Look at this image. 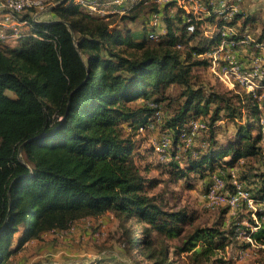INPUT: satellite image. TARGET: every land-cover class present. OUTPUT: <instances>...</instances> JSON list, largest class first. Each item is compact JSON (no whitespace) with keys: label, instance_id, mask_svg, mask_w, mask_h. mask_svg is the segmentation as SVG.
Instances as JSON below:
<instances>
[{"label":"trees","instance_id":"1","mask_svg":"<svg viewBox=\"0 0 264 264\" xmlns=\"http://www.w3.org/2000/svg\"><path fill=\"white\" fill-rule=\"evenodd\" d=\"M171 6L142 0L126 14L104 18L66 0L39 12L36 20L31 11L24 12L27 35L12 46L0 42V264L31 237L107 211L124 232V258L176 264L159 238L180 237L193 217L183 209H167L160 195L150 192L157 179L143 174L138 161L147 154L134 138L147 130L139 132L140 126H155L161 119L160 134L169 133L174 146L163 169L190 185V174L207 176L204 196L214 174H223L225 189H232L233 178L240 181L258 202L252 237L264 244V125L258 100L253 93L227 95L192 82L195 68L208 67L204 53L221 38L218 30L205 35L203 22L215 28L238 24L230 37L248 33L254 42L264 40V23L253 31L250 15L236 12L226 21L217 13L188 32L181 10L170 14ZM147 13H162L167 26L154 42L148 34L157 32L155 27L135 40L126 24ZM174 21L177 28L171 30ZM174 85L181 90L170 98ZM191 120L206 127L197 132H203L202 139L186 147L179 137ZM225 120L233 124L232 132L216 138L212 128ZM143 151L155 153L154 148ZM131 220L144 225L141 237L126 226ZM220 224L183 234L173 253L226 264L216 256L229 243Z\"/></svg>","mask_w":264,"mask_h":264},{"label":"rangeland","instance_id":"2","mask_svg":"<svg viewBox=\"0 0 264 264\" xmlns=\"http://www.w3.org/2000/svg\"><path fill=\"white\" fill-rule=\"evenodd\" d=\"M175 10V7H170L171 14ZM180 10L182 14V9ZM158 24H161L167 30L164 20ZM128 25L131 26L133 32L141 34L142 29L139 23L133 22ZM202 26H206L205 32L207 34H210L214 30L212 24H202ZM170 28L171 30L177 28V22H172ZM159 29H161L160 25L156 28V31H159ZM16 40L10 39L3 43L6 44L5 47L12 46ZM150 42L154 41L150 40ZM209 53H204L205 55L203 57L210 60ZM192 74L193 85L202 84L209 90H215L227 95L237 91L241 93L246 92L238 85L232 88L227 86L208 67L195 68ZM180 90L179 86L174 85L171 87L170 98L178 95ZM161 110L162 116H165V112L163 109ZM232 128L233 124L225 120L219 128H217L216 124L212 128V131L217 138L219 132H223V130L227 132L232 130ZM162 130L163 125L161 119L160 122L155 123L152 129H148L140 134L134 133V138L140 141L141 152L147 154L144 155V159L138 162L143 174L147 178L157 179V184L150 189V192L160 195L161 201L167 209H183L192 215V221L190 224L184 225L182 235L191 232L197 226H212L220 220L221 224L219 228L225 232L229 243L226 247L220 249L216 253V256H220L227 262L226 264H263L264 249H261L259 246H251L246 242L245 237V232L252 227L251 225L253 223L251 221H254L256 217L254 209L245 202H241L236 207H207L204 196V181L206 178L208 179L207 176L206 178H199L196 174H190L191 185L182 182L183 179L173 180L163 169V163L172 157V148L174 146L171 145L164 153V156H161V153H157L155 150L158 137ZM202 134L203 132L200 131L194 137V145L202 139ZM148 148H154L155 153H146V151H143ZM184 152L182 150L179 151L175 157H179ZM180 165L183 166V163L181 162ZM227 188L226 190H231L230 186ZM223 209L227 211L222 214ZM126 226L136 229L137 235L139 237L142 236L141 229L144 225H138L134 220H131ZM182 235L172 239L164 236H160L159 238L161 244H166L170 250V256L175 259L176 264H213L212 258H209L207 261L196 262L192 259L189 252L174 254V247L180 244ZM124 237V232L119 226V220L110 211H107L99 217L80 218L71 222L65 228L48 230L38 238L31 237L27 239L16 253L7 258L8 262L6 264H118L120 260H126L127 262H131L130 264H135L123 256L121 242ZM160 242H158V245ZM240 250L245 252L243 258L238 257ZM137 258H139L140 261L138 263L140 264L148 263L141 256H137Z\"/></svg>","mask_w":264,"mask_h":264},{"label":"built area","instance_id":"3","mask_svg":"<svg viewBox=\"0 0 264 264\" xmlns=\"http://www.w3.org/2000/svg\"><path fill=\"white\" fill-rule=\"evenodd\" d=\"M60 0H0V42H6L10 39H17L23 35L21 27L27 24V20L21 18V14L31 11L34 20L38 18L39 12L46 11L49 6L55 5ZM127 0H72L80 8L86 10L91 15L106 18L112 13H124L126 10L121 8L122 4ZM142 0H131L130 8ZM157 4L172 2L174 7L182 9V17L184 19L185 28L188 32L195 29V24L203 20L211 14H221V19L228 21L234 13L238 12V4L240 0H153ZM157 15H153L151 27L157 25ZM221 38L215 46L210 50L208 67L209 69L229 87L238 85L248 93H253L258 100L261 110L259 113V123L264 125V40L253 41L247 33L241 34V38L233 39L230 36L236 31L234 25L228 23L221 24L218 28ZM217 33V30H216ZM33 36H37L32 33ZM158 33L150 31L148 37L151 40L158 39ZM253 41V42H252ZM252 44L253 52L249 65L245 63L235 54L241 46H249ZM259 91V94H258ZM156 120L160 119V113L155 112ZM153 122L146 127L140 126L139 132L152 129ZM205 123L199 120H191L185 129L180 133L179 139L184 142L186 147H190L193 143L194 136L199 130L204 129ZM264 140V136H263ZM172 138L169 133L162 132L155 146L157 153H164L169 149ZM232 175L234 173L232 172ZM226 179L223 174H214L210 179L207 191L205 193L206 205L209 208H215L222 205L236 207L241 202H245L248 206L256 210L257 203L250 192L244 188L243 184L237 179H232V189L226 190ZM254 221L257 224L256 217ZM257 226L245 232L246 242L251 246L263 247L264 244L256 242L252 237V232ZM245 252L240 250L238 257L243 258Z\"/></svg>","mask_w":264,"mask_h":264},{"label":"crops","instance_id":"4","mask_svg":"<svg viewBox=\"0 0 264 264\" xmlns=\"http://www.w3.org/2000/svg\"><path fill=\"white\" fill-rule=\"evenodd\" d=\"M151 1H153V0H151ZM130 2H131V0H127V1H125L123 4H122V6H121V8H124L125 10H126V12H124V13H112V14H109L106 18H108L110 15H114V14H119V15H122V14H126L130 9H132L133 7H135L137 4H135L134 6H132L131 8H130V6L132 5V4H130ZM154 2V1H153ZM155 3V2H154ZM164 3H161V4H159L160 6L161 5H163ZM173 8H174V6H173ZM176 8V7H175ZM238 12H240V13H244V14H248V15H250V17L252 18L251 19V22L249 23V25H251L252 26V30L254 31H256V30H258L260 27H261V25H262V23H264V0H240V2H239V4H238ZM155 13H147L146 15H141L140 17H138L136 20H134V21H129V20H127L126 21V24L128 23H133V22H135V23H139V25L141 26V29H142V31H141V34H138V33H136V32H133V29L131 28V26H129L128 24V27H130L131 28V32H132V35H133V37L135 38V40H137V39H140L144 34H145V31H146V28H152L151 27V21H152V19H153V15H154ZM170 14H171V12H170ZM157 15V24L158 23H160V22H162L163 21V19H162V13H157L156 14ZM21 18H22V15H21ZM23 19V18H22ZM137 21V22H136ZM202 24H210V23H206V22H203ZM201 24V25H202ZM160 25V27H161V29H159V31H157L158 32V34H163V33H165L166 32V28L164 27V26H161V24H158V26ZM157 26V25H156ZM157 26V27H158ZM212 26H214V25H212ZM235 26V29L237 30L238 29V24H235L234 25ZM156 27V28H157ZM164 27V28H163ZM205 27L206 26H202L201 28L203 29V31H204V34L205 35H211V34H207L206 32H205ZM29 25H28V23L27 24H25V25H23L22 27H21V30L23 31V33H25L26 31H28L29 29ZM155 28V29H156ZM214 28V30L213 31H216V30H218L217 28H215V27H213ZM26 29V30H25ZM212 31V32H213ZM140 33V32H139ZM248 34V33H247ZM254 50H253V48H251V47H249V46H241L240 48H238V50H235V54L245 63V65H249V62L251 61V57H252V52H253ZM208 69H209V67H208ZM260 113H261V111H260ZM222 123H224V121H220V123L219 124H222ZM227 123V122H226ZM224 132L225 131H223L222 133H219L218 134V136H219V138H223V137H225V135H223L224 134ZM231 132H232V130H229V132H227V134H231ZM198 134V133H197ZM221 136V137H220ZM10 257V256H9ZM7 262H8V260H7Z\"/></svg>","mask_w":264,"mask_h":264},{"label":"water","instance_id":"5","mask_svg":"<svg viewBox=\"0 0 264 264\" xmlns=\"http://www.w3.org/2000/svg\"><path fill=\"white\" fill-rule=\"evenodd\" d=\"M64 1H66V0H60L57 4L52 5V6H49V7L47 8V10H51V9H53V8H56L60 3L64 2ZM47 10H46V11H47Z\"/></svg>","mask_w":264,"mask_h":264}]
</instances>
